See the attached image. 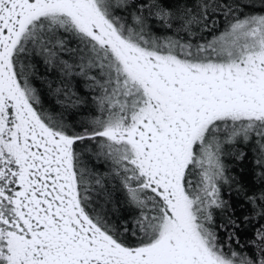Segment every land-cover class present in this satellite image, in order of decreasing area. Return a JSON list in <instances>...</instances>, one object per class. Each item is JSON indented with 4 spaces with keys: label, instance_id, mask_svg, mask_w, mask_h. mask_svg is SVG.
Returning a JSON list of instances; mask_svg holds the SVG:
<instances>
[{
    "label": "snow or ice",
    "instance_id": "snow-or-ice-1",
    "mask_svg": "<svg viewBox=\"0 0 264 264\" xmlns=\"http://www.w3.org/2000/svg\"><path fill=\"white\" fill-rule=\"evenodd\" d=\"M0 264H264V0H0Z\"/></svg>",
    "mask_w": 264,
    "mask_h": 264
}]
</instances>
